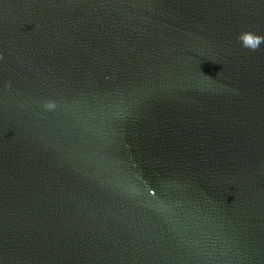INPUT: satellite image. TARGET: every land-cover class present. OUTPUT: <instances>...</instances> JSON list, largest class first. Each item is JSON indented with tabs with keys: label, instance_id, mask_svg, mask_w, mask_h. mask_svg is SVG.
I'll return each mask as SVG.
<instances>
[{
	"label": "water",
	"instance_id": "water-1",
	"mask_svg": "<svg viewBox=\"0 0 264 264\" xmlns=\"http://www.w3.org/2000/svg\"><path fill=\"white\" fill-rule=\"evenodd\" d=\"M0 264H264V0H0Z\"/></svg>",
	"mask_w": 264,
	"mask_h": 264
}]
</instances>
